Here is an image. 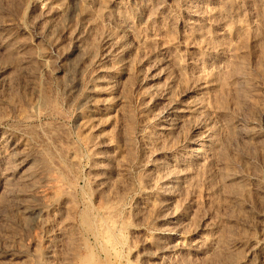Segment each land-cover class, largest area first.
<instances>
[{"label":"rangeland","instance_id":"1","mask_svg":"<svg viewBox=\"0 0 264 264\" xmlns=\"http://www.w3.org/2000/svg\"><path fill=\"white\" fill-rule=\"evenodd\" d=\"M0 264H264V0H0Z\"/></svg>","mask_w":264,"mask_h":264},{"label":"bare ground","instance_id":"2","mask_svg":"<svg viewBox=\"0 0 264 264\" xmlns=\"http://www.w3.org/2000/svg\"><path fill=\"white\" fill-rule=\"evenodd\" d=\"M53 26V25H52ZM77 37V36H76ZM77 41V40H76ZM80 41V40H79ZM76 49L78 50V51H81L82 50V46L81 45H78V46H76ZM80 53V52H79ZM82 53V52H81ZM42 54V53H41ZM68 57V56H67ZM44 59V58H43ZM44 106V105H43ZM49 108V107H48ZM59 135V134H58ZM72 156V155H71ZM55 161V160H54ZM60 165V164H59ZM4 171V170H3ZM2 173V172H1ZM24 177V176H23ZM70 195H72V194H70ZM73 197V196H72ZM26 208V207H25ZM42 211V210H41ZM28 213V212H27ZM30 214V213H29ZM35 215H37V213L35 214ZM28 216V215H27ZM26 216V217H27ZM30 216V215H29ZM40 219V218H39ZM108 233H110V232H108ZM109 236V235H108ZM112 238V237H111ZM261 250V249H260Z\"/></svg>","mask_w":264,"mask_h":264}]
</instances>
